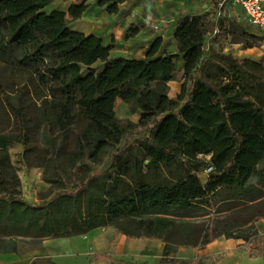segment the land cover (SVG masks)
I'll return each mask as SVG.
<instances>
[{
    "label": "trees",
    "instance_id": "obj_1",
    "mask_svg": "<svg viewBox=\"0 0 264 264\" xmlns=\"http://www.w3.org/2000/svg\"><path fill=\"white\" fill-rule=\"evenodd\" d=\"M53 1L0 0V253L103 228L162 240L161 264H179V247L203 249L222 236L260 252L264 58L205 52L215 30L214 45L229 37L217 5L177 22L178 54L156 56L163 45L158 38L138 60L112 57L113 44L73 30L65 12H48ZM126 1L99 5L111 15ZM244 36V50L263 42ZM180 60L185 82L171 100ZM119 102L140 112L138 125L116 117ZM131 128L146 133L126 156L118 151L107 170L92 175L85 161L119 146ZM16 145L29 154V165L43 169L47 183L60 187L39 206L21 198L10 156ZM211 213L215 220L197 222Z\"/></svg>",
    "mask_w": 264,
    "mask_h": 264
},
{
    "label": "crops",
    "instance_id": "obj_2",
    "mask_svg": "<svg viewBox=\"0 0 264 264\" xmlns=\"http://www.w3.org/2000/svg\"><path fill=\"white\" fill-rule=\"evenodd\" d=\"M57 0H54L56 4ZM137 0H127L123 5L120 6L119 12L116 14L109 15L107 11L100 12H89L88 10L82 15L81 19L77 22L78 24L72 25V29L76 31H82L87 35H95L103 40V43L107 46L111 41L114 44L115 41H119L123 35V30L128 25V17L138 18L140 13L138 9H128V7L136 2ZM155 6H152L148 0H143L142 3L147 7V20H140L144 22L146 26L142 28H137L133 38L131 40L136 43H144L146 48H150L153 42L160 38L162 40V47L156 56H167L171 54H178V43L175 41L174 32L176 30L177 22L185 15L189 16H199L210 13L214 7L217 5L216 10L217 15L222 14V19L225 21V17L228 15L233 21H244L246 27L251 28V35L260 37L264 40V31L260 28L257 29L248 24L245 11L238 5H235L231 0H156ZM67 2V16L69 20V11L72 7V0H64L61 4L57 3V8L54 10L65 11L64 5ZM53 4V5H54ZM100 9H105L99 7ZM106 10V9H105ZM127 12V13H126ZM156 13V16L152 14ZM122 24L118 26L117 29L113 27H105L104 24L113 21L115 17L122 16ZM154 19V20H153ZM171 24L172 34L170 35L169 41L167 42V32L160 31V29L167 27ZM170 46L168 47V45ZM218 44L213 45L211 49L214 50L218 47ZM115 49L112 50V57H124L123 55H113ZM252 52V53H251ZM254 57L255 61H260L264 58V43L261 48L245 49L240 50L238 53L239 59ZM138 59V58H137ZM142 59V58H141ZM138 59V60H141ZM184 62L180 60L177 64V74L180 73L181 78L179 80L175 79L169 84L170 99H176L182 91V85L185 82L184 73L182 72ZM140 116V112H139ZM117 117V113H116ZM118 118V117H117ZM121 120L120 118H118ZM258 232H260L263 245H264V220L257 223ZM102 232H106V242L108 243L107 249H103L102 252H97V256L106 255L112 259L121 258L126 260H135L143 262L144 264H161L162 258L164 256L166 243L162 240H156L151 238L139 239L130 238L128 236L120 234L118 231L112 228H103L102 230L93 231L87 236H75L72 238H58L49 239L43 241L40 245L39 250H26L23 247L18 248V252L14 253H0V264H83V260L75 261L74 256L79 254L88 253V249L91 247L93 249H98L100 244H103V240H100ZM78 237V238H76ZM86 238V239H83ZM79 241H83V251L77 252L75 247L79 244ZM111 242L115 244L114 256L110 255L109 245ZM245 243L242 240L237 239H224L220 238L208 244L204 250L198 248H184L179 247L176 259L182 260H192V259H205L206 257H218L222 255L219 264H228L230 260L237 257L239 250L248 252L247 248L244 247ZM245 249V250H244ZM262 251V250H261ZM260 251V252H261ZM258 252V253H260ZM226 253V254H223ZM249 253V252H248ZM97 260V259H96ZM115 260V259H114Z\"/></svg>",
    "mask_w": 264,
    "mask_h": 264
},
{
    "label": "rangeland",
    "instance_id": "obj_3",
    "mask_svg": "<svg viewBox=\"0 0 264 264\" xmlns=\"http://www.w3.org/2000/svg\"><path fill=\"white\" fill-rule=\"evenodd\" d=\"M64 0H57L56 2L61 4ZM100 0H72V7L69 11V21L72 25L78 24L77 22L81 19L82 15L85 13V11L89 12H97V15L100 14V12L106 11L105 9H100L99 5ZM143 0H137L136 2H133L128 9L131 11V9H138L140 13V17H128V25L123 30V35L120 38L119 41L114 40V49L113 55H123L124 57L128 58H135V59H141L145 58L146 54L149 52L150 48H146L144 43H136L135 41L131 40L135 34V31H137V28H142V26H146L144 22H140V20L146 19L147 16V7L145 4L142 3ZM149 3L152 6H155V3H157L156 0H148ZM57 3L54 4L48 12H50L53 8H57ZM65 14L67 16V2L64 5ZM127 13V12H126ZM154 17L156 16V13H152ZM124 13L122 16H117L114 18L111 22H105V27H113L114 29H117L118 26L122 24ZM81 16V17H80ZM68 18V16H67ZM154 20V19H153ZM234 19L227 15L225 17V24L228 26L229 29V37L226 41L222 43H218V47H216V50L222 52L223 54L230 55L232 54L236 58H238V53L240 50H244L242 42H244L245 36L244 35H251V28L246 27L244 25V21H233ZM71 25V27H72ZM77 30V29H76ZM75 30V31H76ZM167 32V42L169 41L170 35L172 34L171 30V24L167 25V27H164L160 29V31ZM80 32V31H79ZM214 34V33H213ZM211 34V36L213 35ZM218 35V34H217ZM216 35V36H217ZM215 36V37H216ZM215 38L208 42V45L210 47H213ZM263 40V39H262ZM264 43H261L259 48L262 47ZM109 44H113L111 41ZM216 44V43H215ZM170 44L168 45V47ZM252 53V52H251ZM120 57V56H119ZM253 60H256L254 57H252ZM102 67L101 63H98L95 68L100 69ZM181 78L180 73L176 75V80H179ZM117 117L120 118L121 122L128 126L129 123H134L136 125L139 124L140 118H139V111H133L132 108L122 102H119L117 108H116ZM145 129H137V128H131L129 131V135L124 138L122 143L119 146L111 147L108 150L105 151H98L91 155L85 163H87L91 169H92V175L100 174V172L107 170L113 163L114 155L119 151L125 154V156L128 154L129 149L131 146H133L136 143V140L139 137L144 136ZM29 154H27V151L24 150V148L20 145H16L14 147H11L10 149V156H11V163L12 166L15 167L18 173V177L21 180L22 188H21V198L30 204L39 206L42 203V199L45 197H53L56 195L57 192H59V185L56 184H49L43 179V169H38L36 167H33L29 165L27 162L26 157ZM75 179L79 183L80 177L79 174H75ZM200 177L202 180L206 178L205 173L202 171L200 173ZM71 185H76L75 181L72 182ZM215 211V210H214ZM216 216L211 213L209 217H206L203 220H198L197 222L202 221H213L215 220ZM100 240H103V244H100V247L98 249H93L92 247L88 249V253L79 254L74 256L75 261H79L82 259L84 262L83 264H115L110 261L103 260L101 262H97L95 259V255L97 252H102L103 249H107L108 243L106 242V232H102L100 236ZM78 238V237H76ZM220 238L227 239L225 236H222ZM219 238V239H220ZM86 239V238H83ZM218 240V239H217ZM79 244L76 245L75 250L77 252L83 251V241H79ZM109 252L110 255L114 256V250H115V244L114 242H111L109 245ZM20 247H23V244L20 245ZM24 247L26 250H39L40 246L34 245L33 242L28 241L26 244H24ZM262 251L260 253L254 252V253H246L242 250H239V253L237 257L233 260H230L228 264H264V245L262 243ZM187 248V247H184ZM193 248V247H191ZM201 249V248H198ZM204 250V248H203ZM245 250V249H244ZM226 254V253H223ZM177 258V255H176ZM222 258V255L218 257H206L205 259H201L200 262L202 264H219L220 260ZM115 259V260H114ZM114 261H119L118 264H144L140 261L135 260H126L121 258H114ZM179 264H189L191 260H182L177 259ZM78 264V262H77Z\"/></svg>",
    "mask_w": 264,
    "mask_h": 264
},
{
    "label": "built area",
    "instance_id": "obj_4",
    "mask_svg": "<svg viewBox=\"0 0 264 264\" xmlns=\"http://www.w3.org/2000/svg\"><path fill=\"white\" fill-rule=\"evenodd\" d=\"M228 1V0H226ZM235 5H238L245 11L247 22L250 26L264 31V0H231ZM218 19L222 18V14H218ZM219 33L215 30L212 36L208 37V41H211ZM211 47L207 45L205 52L208 53ZM213 171V168L208 167L204 173L207 176ZM35 264V263H34Z\"/></svg>",
    "mask_w": 264,
    "mask_h": 264
}]
</instances>
